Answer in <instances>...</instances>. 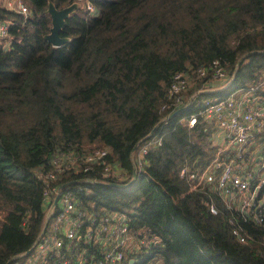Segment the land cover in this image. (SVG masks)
Instances as JSON below:
<instances>
[{
    "label": "trees",
    "instance_id": "1",
    "mask_svg": "<svg viewBox=\"0 0 264 264\" xmlns=\"http://www.w3.org/2000/svg\"><path fill=\"white\" fill-rule=\"evenodd\" d=\"M3 1L0 20L11 24L7 45L0 42V264L22 262L17 256L45 221L44 187L67 182L81 206L123 213L131 231L161 239L116 264H264V227L242 221L207 187L189 192L178 176L182 165L201 169L214 157L213 123L199 117L188 134L175 127L204 98L225 97L262 77L264 0H90L94 13L84 0H22L26 15ZM48 2L57 9L77 4L60 47L43 39ZM213 61L226 79L212 77ZM176 72L190 79L181 104L168 94ZM230 78L226 89L195 94ZM146 137H161V144L149 147L133 177L131 155ZM98 148L108 149L105 160L124 181L94 169L62 173L49 184L56 156ZM91 253L98 255L96 246L81 264H92Z\"/></svg>",
    "mask_w": 264,
    "mask_h": 264
},
{
    "label": "built area",
    "instance_id": "2",
    "mask_svg": "<svg viewBox=\"0 0 264 264\" xmlns=\"http://www.w3.org/2000/svg\"><path fill=\"white\" fill-rule=\"evenodd\" d=\"M84 9L88 13L96 12L90 0H84ZM4 6L12 11L26 15L28 8L22 0H4ZM9 20H0V42L8 43ZM212 77L217 80L227 76L218 63L213 61ZM200 77L205 76L204 68L198 70ZM231 78L226 82L229 84ZM190 87L186 72L173 74L168 94L182 103V94ZM214 89H199L195 92H211ZM187 103L186 105H188ZM213 123L210 134L216 147L214 157L201 169H192L182 165L178 176L188 186V191H200L207 187L216 193L226 208L233 209L244 222L264 227V72L262 77L250 85L231 91L220 98H204L200 110L180 117L175 127L184 133L197 123V119ZM165 120V117L162 121ZM161 144V137L143 140L137 151L132 153L131 161L136 172L141 170L143 157L149 147ZM108 149H93L78 154L68 152L56 156L54 168L46 174L49 184L62 173H79L100 170L104 178L125 180V174L119 167L107 163ZM96 179L88 180L95 182ZM50 184L44 187L42 195L46 203L45 221L42 230L30 247L21 263L15 264H81L87 260L84 251L96 246L98 255H89L92 264H116L126 252L149 251L159 244L156 234L145 231H131L126 215L109 211L106 208L81 206L74 191ZM79 187V186H78ZM208 210L216 214L213 203H206ZM232 234L239 242L244 238L237 229Z\"/></svg>",
    "mask_w": 264,
    "mask_h": 264
},
{
    "label": "water",
    "instance_id": "3",
    "mask_svg": "<svg viewBox=\"0 0 264 264\" xmlns=\"http://www.w3.org/2000/svg\"><path fill=\"white\" fill-rule=\"evenodd\" d=\"M77 7V4H71L67 7L57 9L51 2H48L46 12L50 16L51 26L49 28V32L43 36V39L49 43L53 47H60L66 42H68V38L60 37L59 33L62 28L65 26L66 19L73 13L74 9ZM187 105L181 107L176 113L184 111ZM153 133L151 130L150 134ZM136 173L133 172V177H135ZM30 249H28L23 254H28Z\"/></svg>",
    "mask_w": 264,
    "mask_h": 264
},
{
    "label": "crops",
    "instance_id": "4",
    "mask_svg": "<svg viewBox=\"0 0 264 264\" xmlns=\"http://www.w3.org/2000/svg\"><path fill=\"white\" fill-rule=\"evenodd\" d=\"M228 86H229V84L225 83L224 85H222V86H220V87L212 88V89H214V90H212V91L223 90V89H226ZM212 91H211V92H212Z\"/></svg>",
    "mask_w": 264,
    "mask_h": 264
}]
</instances>
